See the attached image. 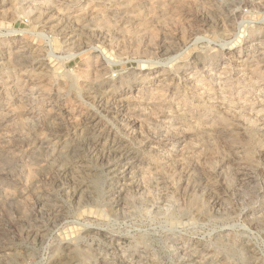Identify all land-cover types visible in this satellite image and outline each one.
Instances as JSON below:
<instances>
[{
	"label": "rangeland",
	"instance_id": "rangeland-1",
	"mask_svg": "<svg viewBox=\"0 0 264 264\" xmlns=\"http://www.w3.org/2000/svg\"><path fill=\"white\" fill-rule=\"evenodd\" d=\"M0 264H264V0H0Z\"/></svg>",
	"mask_w": 264,
	"mask_h": 264
}]
</instances>
